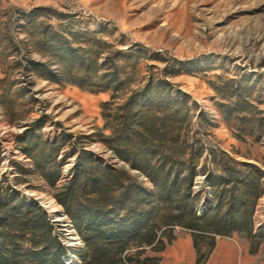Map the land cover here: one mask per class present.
Instances as JSON below:
<instances>
[{
	"label": "rangeland",
	"instance_id": "rangeland-1",
	"mask_svg": "<svg viewBox=\"0 0 264 264\" xmlns=\"http://www.w3.org/2000/svg\"><path fill=\"white\" fill-rule=\"evenodd\" d=\"M39 8L41 14L34 15ZM61 34L87 59L96 58L97 76L108 78L118 66L120 83L94 92L72 82L47 49V39ZM158 80L170 82L163 94L185 105L188 116L173 134L180 132L189 144L184 159L193 146L198 172L214 168L220 152L264 170V0H0V174L18 178L22 195L47 213L65 249V264H84L88 254L55 197L73 178L81 156L100 158L126 171L129 181L154 188L106 147L116 152L118 106ZM36 138L61 144L56 162L62 176L55 186L25 154L24 146ZM172 146L163 141L154 161ZM202 179H195V190ZM54 201L61 210L51 213ZM253 220L252 234L216 236L205 264H264V196ZM162 240L161 250L132 248L128 255L140 251V258L157 257L160 264H196L190 230L175 225ZM198 241L205 256L211 239Z\"/></svg>",
	"mask_w": 264,
	"mask_h": 264
},
{
	"label": "trees",
	"instance_id": "trees-1",
	"mask_svg": "<svg viewBox=\"0 0 264 264\" xmlns=\"http://www.w3.org/2000/svg\"><path fill=\"white\" fill-rule=\"evenodd\" d=\"M42 10L36 9L34 15ZM47 43L48 52L81 88L104 91L109 83H120L118 66L114 65L108 78L97 76L96 58L87 59L83 49L72 46L64 34L48 38ZM106 60L114 63L112 57ZM168 85V80L149 83L142 93L136 92L118 106V126L113 133L116 143L112 145L118 154L106 147L120 161H128L142 172L154 188L129 181L126 171L86 155L80 157L73 178L55 194L87 244L84 264H160L157 257L140 258V251L135 255L128 252L132 248L163 249L162 235L175 225L192 232L196 264L206 263L216 236L253 233V215L264 196V170L220 152L219 158L213 159L214 168L198 172L193 146L184 159L189 144L181 140L180 132L173 134L177 122L185 121L188 114L183 112L184 104L161 92ZM166 133L172 134L166 138ZM166 139L173 145L170 152L161 151L154 161ZM60 147L58 142L42 138L24 146L40 174L54 186L62 176L56 162ZM1 163L0 149V167ZM198 176H203L202 185L195 190ZM19 184L18 178L0 174V264H65V249L52 233L47 213L34 198L22 195ZM200 237L211 239L205 256L199 249Z\"/></svg>",
	"mask_w": 264,
	"mask_h": 264
},
{
	"label": "bare ground",
	"instance_id": "bare-ground-1",
	"mask_svg": "<svg viewBox=\"0 0 264 264\" xmlns=\"http://www.w3.org/2000/svg\"><path fill=\"white\" fill-rule=\"evenodd\" d=\"M10 145V144H9ZM8 145V146H9ZM14 153H17V151L15 150V151H13ZM8 155V154H7ZM116 156V155H115ZM11 158H12V156H11V154L9 155V156H7L6 157V160H5V164L6 165H10L11 164ZM10 167V166H9ZM49 206V208L51 209L50 210V212L51 213H56V212H58L59 210H61L60 208H61V206L58 204V203H56L55 201H54V203L53 204H49L48 205ZM60 219H62V218H57L56 220H60ZM71 231V230H70ZM75 238V237H74Z\"/></svg>",
	"mask_w": 264,
	"mask_h": 264
}]
</instances>
